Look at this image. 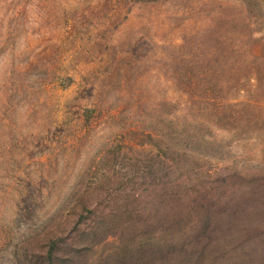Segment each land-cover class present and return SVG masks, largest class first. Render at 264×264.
I'll return each mask as SVG.
<instances>
[{
    "label": "rangeland",
    "instance_id": "1",
    "mask_svg": "<svg viewBox=\"0 0 264 264\" xmlns=\"http://www.w3.org/2000/svg\"><path fill=\"white\" fill-rule=\"evenodd\" d=\"M205 207L264 264V0H0V264H130Z\"/></svg>",
    "mask_w": 264,
    "mask_h": 264
},
{
    "label": "trees",
    "instance_id": "2",
    "mask_svg": "<svg viewBox=\"0 0 264 264\" xmlns=\"http://www.w3.org/2000/svg\"><path fill=\"white\" fill-rule=\"evenodd\" d=\"M195 208H198V205H195ZM209 208L205 207L202 209L201 214H199V220L198 218L194 220L196 224L192 222L194 223V229H192L193 234L191 235H185L184 225L174 221L177 224H173L171 228L178 233L177 236L172 234V232L166 240H161L160 242L149 243L147 240H141L126 246L122 251H128L127 259L130 264H144L142 261L145 260V264H198V258L204 261L209 260L211 264H217L218 260H212L210 255L207 256L208 246L211 242H206V239L209 232L217 226L216 218H219L218 222H224V215L227 214L229 209ZM229 211L231 212V210ZM198 228L200 229V234H198ZM178 235L181 236L179 237ZM215 244L221 249L227 245V243H212L210 248L214 247ZM229 244L231 243L229 242ZM114 256L117 257L116 254L112 255V257Z\"/></svg>",
    "mask_w": 264,
    "mask_h": 264
}]
</instances>
